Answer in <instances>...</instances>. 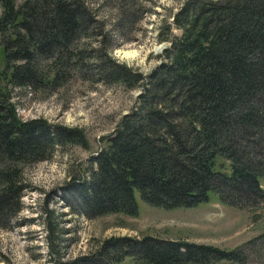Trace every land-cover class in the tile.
Returning a JSON list of instances; mask_svg holds the SVG:
<instances>
[{
	"label": "trees",
	"instance_id": "16d2710c",
	"mask_svg": "<svg viewBox=\"0 0 264 264\" xmlns=\"http://www.w3.org/2000/svg\"><path fill=\"white\" fill-rule=\"evenodd\" d=\"M0 7V227L21 207L22 167L81 136L44 117L17 116L11 89L51 91L78 72L141 88L77 183L84 214L135 215V189L163 207L196 205L208 190L243 207L264 200V0H184L173 17L179 32L163 36L170 44L146 76L100 44L82 42L101 28L86 0H0ZM235 249L111 235L80 262L123 264L131 256L147 264H205L232 259Z\"/></svg>",
	"mask_w": 264,
	"mask_h": 264
},
{
	"label": "rangeland",
	"instance_id": "374dc122",
	"mask_svg": "<svg viewBox=\"0 0 264 264\" xmlns=\"http://www.w3.org/2000/svg\"><path fill=\"white\" fill-rule=\"evenodd\" d=\"M183 1L86 0L101 28L89 31L82 42L100 44L113 58L146 76L164 58L170 44L163 36L169 30L179 32L173 17ZM2 50L0 45V68L4 69ZM3 76L1 84L9 90ZM11 90L20 118L44 117L52 124L77 128L81 136L57 144L48 158L22 167L26 187L16 217L0 227V264H81L83 255L111 235L146 234L226 249L238 247L232 259L205 264H264V200L254 208L243 207L225 203L208 190L207 199L196 205L163 207L149 204L135 189V215L89 217L77 205V183L94 166L92 156L105 144V135L134 105L140 86L93 81L78 72L51 91L27 86ZM260 184L264 187L263 177ZM122 263L147 264L131 256H125Z\"/></svg>",
	"mask_w": 264,
	"mask_h": 264
}]
</instances>
